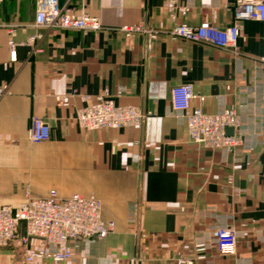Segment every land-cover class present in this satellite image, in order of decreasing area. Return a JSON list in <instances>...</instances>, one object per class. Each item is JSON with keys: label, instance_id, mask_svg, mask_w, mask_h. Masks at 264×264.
I'll return each mask as SVG.
<instances>
[{"label": "crops", "instance_id": "1", "mask_svg": "<svg viewBox=\"0 0 264 264\" xmlns=\"http://www.w3.org/2000/svg\"><path fill=\"white\" fill-rule=\"evenodd\" d=\"M37 1L0 0V206L51 191L99 200L114 231L71 242L72 258L60 264H264V22L239 24L234 54L167 32L205 21L228 28L235 0H179L175 18L168 0H64L70 16L100 19L102 29L90 33L36 26ZM139 25L158 37L120 31ZM187 84L191 109L238 112L239 148L227 155L190 140L171 107L172 88ZM85 96L136 108L144 119L83 130L75 117ZM34 118L49 124L48 142L30 141ZM219 225L238 234L233 256L211 240ZM21 250L18 242L5 247L0 264H26Z\"/></svg>", "mask_w": 264, "mask_h": 264}, {"label": "built area", "instance_id": "2", "mask_svg": "<svg viewBox=\"0 0 264 264\" xmlns=\"http://www.w3.org/2000/svg\"><path fill=\"white\" fill-rule=\"evenodd\" d=\"M36 26L56 30H81L84 33L102 29L99 18L83 14L70 16L59 5V0H38ZM179 0H168L166 9L175 18ZM187 9V8H185ZM184 10V9H183ZM235 24L219 28L208 21L198 26L176 24L167 32L173 40H183L196 44H208L237 54L239 24L244 21L264 22V0H235L233 4ZM120 31L127 36L145 34L150 40L158 37L159 32L139 26H124ZM40 36L32 38L33 41ZM11 59L15 60V45L10 42ZM4 91L0 89V98ZM74 95V94H72ZM194 99L190 85L175 86L171 90V107L175 115L187 128L191 141L209 149L223 150L227 155L241 144L235 132L241 120L235 109L224 108L220 113L208 114L201 109H191ZM86 103L76 113L79 127L87 131L117 130L140 126L144 116L133 107L119 106L113 100L98 96H85ZM62 106H68L70 96L60 98ZM29 139L32 143L48 142L51 137L49 124L42 118L32 120ZM115 229L113 222L102 217V204L94 197L85 198L73 195L70 198L58 197L51 191L47 198H30L19 207L0 206V252L18 242L23 249L26 264L39 260H49L60 264L72 258L70 243L92 238H105ZM212 242L221 256L236 254L238 234L228 225H219L210 230ZM179 264H191L183 259Z\"/></svg>", "mask_w": 264, "mask_h": 264}, {"label": "water", "instance_id": "3", "mask_svg": "<svg viewBox=\"0 0 264 264\" xmlns=\"http://www.w3.org/2000/svg\"><path fill=\"white\" fill-rule=\"evenodd\" d=\"M64 2V0H59V5H60V7H62V3ZM227 133L229 134V135H232L233 134V129H228L227 130Z\"/></svg>", "mask_w": 264, "mask_h": 264}, {"label": "rangeland", "instance_id": "4", "mask_svg": "<svg viewBox=\"0 0 264 264\" xmlns=\"http://www.w3.org/2000/svg\"><path fill=\"white\" fill-rule=\"evenodd\" d=\"M22 254H23V249L21 250Z\"/></svg>", "mask_w": 264, "mask_h": 264}]
</instances>
